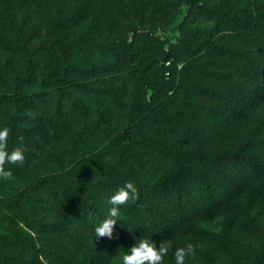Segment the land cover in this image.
<instances>
[{
    "label": "trees",
    "instance_id": "obj_1",
    "mask_svg": "<svg viewBox=\"0 0 264 264\" xmlns=\"http://www.w3.org/2000/svg\"><path fill=\"white\" fill-rule=\"evenodd\" d=\"M5 127L0 264H264V0H0Z\"/></svg>",
    "mask_w": 264,
    "mask_h": 264
},
{
    "label": "clouds",
    "instance_id": "obj_2",
    "mask_svg": "<svg viewBox=\"0 0 264 264\" xmlns=\"http://www.w3.org/2000/svg\"><path fill=\"white\" fill-rule=\"evenodd\" d=\"M9 129L7 127L0 130V180L12 181L14 179L11 169H6L5 165L23 166L25 163L24 150L14 148L8 151ZM139 198L138 189L131 182L125 183L109 199V208L107 217L94 228V237L113 238L114 226L117 225V218L121 215L120 206L125 205L129 200L135 201ZM172 247L171 242H161L159 247H155L149 239H140L136 241L122 255H119L114 264H164L165 257ZM193 246L187 244L184 247H177L174 252L175 264H185V258L192 256Z\"/></svg>",
    "mask_w": 264,
    "mask_h": 264
}]
</instances>
